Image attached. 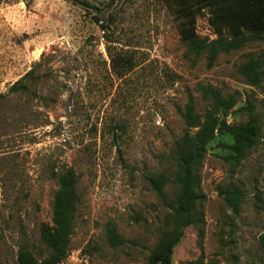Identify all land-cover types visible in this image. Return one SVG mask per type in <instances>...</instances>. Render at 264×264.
<instances>
[{
    "label": "rangeland",
    "instance_id": "obj_1",
    "mask_svg": "<svg viewBox=\"0 0 264 264\" xmlns=\"http://www.w3.org/2000/svg\"><path fill=\"white\" fill-rule=\"evenodd\" d=\"M87 1L102 11L0 0V264L51 255L43 230L69 173L76 198L59 264H150L174 232L172 264H264V40L212 58L189 48L162 0ZM210 117L227 130L198 169L203 198L179 218L176 146ZM247 125L257 137L234 151L230 129ZM150 176L164 177L165 199Z\"/></svg>",
    "mask_w": 264,
    "mask_h": 264
},
{
    "label": "trees",
    "instance_id": "obj_2",
    "mask_svg": "<svg viewBox=\"0 0 264 264\" xmlns=\"http://www.w3.org/2000/svg\"><path fill=\"white\" fill-rule=\"evenodd\" d=\"M31 1V0H29ZM88 9H93L97 13L102 9L92 5L87 0H68ZM175 20H177L178 30L183 41L189 48L197 53L209 51L212 58L221 52H229L242 47L248 40H264V0H162ZM208 9L210 22L215 29L218 38L208 43L207 40L200 39L195 30L198 15L203 10ZM96 22L101 23L100 19ZM112 43V41H108ZM112 68L117 73V53L110 54ZM129 66L125 71L134 68L133 61L128 59ZM259 65V64H254ZM19 83L12 88V92L18 90ZM28 90L27 86L22 87ZM216 96V95H214ZM220 105L222 103L220 102ZM231 105H229L230 107ZM228 107L226 106V110ZM226 111L222 113L226 115ZM227 130L221 128L218 121L210 117L202 124L200 132L195 138L186 139L177 143L176 152L179 163V173L177 181L180 186V193L177 199V206L174 212L179 218H189L195 204L203 197L200 195L198 169L200 168L207 144L216 138V131ZM235 137L233 145L234 151H243L244 146H250L253 139L257 137V131L251 126L241 129H230ZM148 182L160 198L165 199L163 191L164 177L150 176ZM62 189L57 195L54 210V227H44L43 239L51 249V255L38 263L31 253L22 252L20 264H59L66 256L68 239L71 228V215L74 211L75 179L72 173L62 178ZM191 221L188 222V224ZM182 233L174 232L168 239L164 240L150 258V264H172V254L175 246L181 240Z\"/></svg>",
    "mask_w": 264,
    "mask_h": 264
},
{
    "label": "built area",
    "instance_id": "obj_3",
    "mask_svg": "<svg viewBox=\"0 0 264 264\" xmlns=\"http://www.w3.org/2000/svg\"><path fill=\"white\" fill-rule=\"evenodd\" d=\"M204 12V11H203ZM197 24L195 26H198V19H197ZM204 29L200 31H197L196 29V34L199 36V38H203V39H207L209 41H214L217 39L218 35L215 31V29L213 28L211 22H210V14H209V20H207V23H205L203 25Z\"/></svg>",
    "mask_w": 264,
    "mask_h": 264
},
{
    "label": "crops",
    "instance_id": "obj_4",
    "mask_svg": "<svg viewBox=\"0 0 264 264\" xmlns=\"http://www.w3.org/2000/svg\"><path fill=\"white\" fill-rule=\"evenodd\" d=\"M1 202H2V184H1V180H0V206H1Z\"/></svg>",
    "mask_w": 264,
    "mask_h": 264
}]
</instances>
